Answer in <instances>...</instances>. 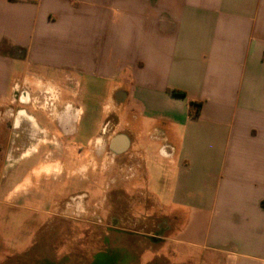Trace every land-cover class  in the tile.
I'll return each mask as SVG.
<instances>
[{"label":"crops","instance_id":"obj_1","mask_svg":"<svg viewBox=\"0 0 264 264\" xmlns=\"http://www.w3.org/2000/svg\"><path fill=\"white\" fill-rule=\"evenodd\" d=\"M43 83L113 107L135 177L144 134L175 168L168 204L146 193L171 227L160 246L186 264H264V0H0V107Z\"/></svg>","mask_w":264,"mask_h":264},{"label":"flooded vegetation","instance_id":"obj_2","mask_svg":"<svg viewBox=\"0 0 264 264\" xmlns=\"http://www.w3.org/2000/svg\"><path fill=\"white\" fill-rule=\"evenodd\" d=\"M27 94L26 89L12 92L17 99L10 104L17 105L7 112L12 118L7 123L8 146L4 149L0 144V185L17 170L25 171L16 182L13 199L20 205L25 200L32 202L34 232L26 249L12 251L8 263L118 264L113 252L124 238L140 235L148 243L160 245L171 227L162 217L152 220L153 228L149 227L142 166L135 177V157L121 146L114 132L113 107L85 101L79 91H64L54 98L45 84L34 85L28 101ZM104 108L109 110L102 116ZM101 119L103 128L98 125ZM28 172L30 176H26ZM25 177L29 178L28 188ZM130 202L140 211L130 212ZM1 204L9 206L5 201ZM134 213L144 223L138 231L119 223L133 218ZM103 235L108 237L102 243ZM59 236L67 238L62 240L60 255L55 254L59 247L54 244ZM88 236L92 241L86 242ZM90 251L93 254L88 256Z\"/></svg>","mask_w":264,"mask_h":264},{"label":"rangeland","instance_id":"obj_3","mask_svg":"<svg viewBox=\"0 0 264 264\" xmlns=\"http://www.w3.org/2000/svg\"><path fill=\"white\" fill-rule=\"evenodd\" d=\"M21 82L17 83L20 85ZM45 83H43L44 85ZM46 86V85H45ZM53 88V89H52ZM25 89V88H21ZM32 89V87H31ZM20 90V89H19ZM14 91V90H13ZM52 94L56 96V89L51 87ZM27 101L30 99L31 91H27ZM8 100H12V94H9ZM21 101L22 97L20 98ZM16 103L10 104L7 103L6 107H0V144L3 145V148L6 149L8 146V122L12 118L8 115L9 108H15ZM109 108H104V111L107 112ZM134 111L136 114L139 111V108L135 103L130 104L127 108H124L120 114L121 121L123 123L122 128L125 129L127 121H131L132 116L131 111ZM41 121L44 122L42 118ZM147 124L146 121L141 119L140 130L146 132ZM136 151L141 150L145 154L144 158V169L146 171V179L143 182L144 189L148 194L157 195L160 198L162 203L168 204L170 200V192L172 186L174 185L176 170L174 167L166 164L164 160L159 155V147L148 140L147 136L144 134V137L140 139L135 147ZM148 152H157L156 157L150 158L147 154ZM3 173V172H1ZM5 173V172H4ZM25 171L17 170L15 173H12L10 177H7L6 181L0 185V244L4 246L3 250H0V264H10L8 263L7 258L10 256L12 251L16 253L23 252L26 247L29 245L30 240L33 235V226L31 222L33 221L34 215L29 210L32 207V202L25 200L20 205L19 200L15 201L13 198L6 196L7 192L12 189L14 184L19 181L24 175ZM5 175V174H4ZM29 178L26 179V181ZM28 185V181L25 186ZM25 188H28L25 187ZM4 196L6 197L3 200ZM1 201H5L9 206H3ZM150 203V202H149ZM147 203L148 207L150 204ZM130 212H138V206L135 202H130L129 204ZM148 207H146L148 209ZM134 213L133 218L120 220L119 223L124 228L129 230L138 231L144 227V223ZM157 217H160L159 214H150V228H153L152 220H156ZM152 231V229H150ZM108 236H102V243L104 238ZM70 238L76 240L77 236H70ZM67 239L65 236H59L54 240V244L58 245L59 249L55 254H62V240ZM86 242L92 241L93 237H86ZM175 251L177 257H173L168 253V248ZM104 246H102V250ZM184 248H181L178 244L166 243L164 245H153L143 240L142 237H128L124 238L117 248H114V254L117 257L118 264H186V261L179 256L180 252H184ZM93 254V251L87 252V255L90 256ZM70 264H73L72 262Z\"/></svg>","mask_w":264,"mask_h":264},{"label":"trees","instance_id":"obj_4","mask_svg":"<svg viewBox=\"0 0 264 264\" xmlns=\"http://www.w3.org/2000/svg\"><path fill=\"white\" fill-rule=\"evenodd\" d=\"M169 94L176 97H185V94L176 90H169ZM202 104L200 102H190L188 106V114L192 119H198L200 116Z\"/></svg>","mask_w":264,"mask_h":264}]
</instances>
